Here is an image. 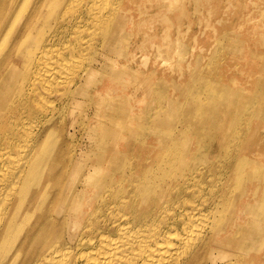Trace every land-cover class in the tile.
Instances as JSON below:
<instances>
[{"label": "bare ground", "instance_id": "obj_1", "mask_svg": "<svg viewBox=\"0 0 264 264\" xmlns=\"http://www.w3.org/2000/svg\"><path fill=\"white\" fill-rule=\"evenodd\" d=\"M129 1L0 0V264H83L77 253L84 264H264L262 253L246 258L233 250L234 244L249 250L264 247L262 170L245 178L259 181L261 188V203L245 206L250 218L234 220L228 228L218 215L198 227L202 219L197 222L193 209L170 217L171 203L190 201L192 207L194 202L186 182L194 166L184 157L189 138L178 124L183 114L199 113V128H222L215 113L228 105L220 89L214 87L208 95L202 88L184 92L181 100L169 99L142 123L134 104L100 97L92 112L96 153L83 167L75 143L63 139L65 131L73 132L59 119L78 100L89 75L98 71L83 68L84 60L120 27V10H131ZM68 35L77 38L63 45L71 55L62 49L57 53L55 43L66 42ZM105 89L108 94L116 90L110 84ZM230 96L234 94L224 97ZM139 134L154 136L148 148ZM221 136L229 147L228 135ZM131 146L146 148V153L131 156L126 149ZM228 167L239 172L244 163ZM208 208L216 214L215 202Z\"/></svg>", "mask_w": 264, "mask_h": 264}, {"label": "rangeland", "instance_id": "obj_2", "mask_svg": "<svg viewBox=\"0 0 264 264\" xmlns=\"http://www.w3.org/2000/svg\"><path fill=\"white\" fill-rule=\"evenodd\" d=\"M132 1L128 3L131 10H120V27L116 30L117 33L112 32L108 42L97 44L94 53L84 60L83 68L94 66L98 71L89 75L88 81L79 90L78 100L66 107L65 114L59 119V125L70 126L73 132L71 136L65 131L62 137L64 140H71L72 145L75 143L77 157L81 160L78 164L83 167L86 158L96 153L93 152L97 146L91 128L95 122L92 112L98 107L97 99L100 97L107 102L121 99L127 106L134 104L137 122L142 123L160 106L167 105L169 99L181 100L184 92L193 93L202 88L208 95L210 90L220 89L219 93L222 94L225 105H228L222 106L221 111L215 113L222 128H199L202 123L199 122L202 120L199 113V116L192 113L183 114V120L178 124L185 130L184 137L189 138L185 145L190 148V153L184 157L190 158L194 166L193 170H188L190 177L186 180L191 187L189 195L194 202L192 207L190 201H184L179 206L171 203L170 207L174 206L171 207L173 210L170 217L173 213L180 215L186 213L187 209H193L195 216L199 215L196 217L197 222L199 218L202 219L198 222V227L209 224L219 216L218 219L224 222V226L230 228L234 220L242 222L245 218H250L245 212L249 201L261 203L259 181L245 178L248 174L258 175L260 170L264 172V0ZM84 34L87 35V31L83 32ZM68 37L66 42H60L62 46L55 43L59 47L57 49L54 45L57 53L62 49L63 53L71 55L69 51L63 50V45L66 46L77 38L71 35ZM107 84L114 86L116 90L108 94L105 89ZM221 90L224 92H220ZM228 92H232L234 96L224 97ZM51 96L50 99H56L54 94ZM222 133L228 135L225 140L231 141L229 147L221 142ZM153 138L154 136L149 134L138 135V140L146 141L147 148ZM123 142L117 141L116 146ZM126 149L131 156L146 153V148L141 149L140 146ZM239 162L244 163V168L239 172L227 168V165L234 167ZM240 180L242 183H239ZM199 188L200 194L197 192ZM257 190L259 200L254 198ZM214 202L216 214L208 208ZM217 210L219 211L216 212ZM203 215H206L207 220ZM261 243L260 238L258 245ZM72 244L75 253L80 251L75 240ZM233 248L235 253L246 258L255 252L264 254V247L249 250L234 244ZM77 254L84 264V257ZM225 261L222 264H225Z\"/></svg>", "mask_w": 264, "mask_h": 264}]
</instances>
